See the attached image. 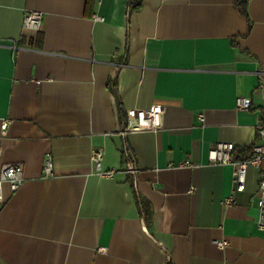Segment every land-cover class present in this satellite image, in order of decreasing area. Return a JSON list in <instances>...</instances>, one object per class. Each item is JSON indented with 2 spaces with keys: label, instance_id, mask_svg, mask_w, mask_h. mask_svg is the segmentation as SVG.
Wrapping results in <instances>:
<instances>
[{
  "label": "crops",
  "instance_id": "1",
  "mask_svg": "<svg viewBox=\"0 0 264 264\" xmlns=\"http://www.w3.org/2000/svg\"><path fill=\"white\" fill-rule=\"evenodd\" d=\"M129 1L92 0L87 16V0H0V169L24 167L16 193L3 185L0 264H264L260 169L235 193L233 167L208 160L264 124V0ZM28 11L43 14L37 33ZM154 105L160 129L123 131ZM187 159L198 167L166 168Z\"/></svg>",
  "mask_w": 264,
  "mask_h": 264
},
{
  "label": "built area",
  "instance_id": "2",
  "mask_svg": "<svg viewBox=\"0 0 264 264\" xmlns=\"http://www.w3.org/2000/svg\"><path fill=\"white\" fill-rule=\"evenodd\" d=\"M43 14L39 11H28L23 15L22 28L25 32H39L42 27ZM98 20L100 18L97 17ZM261 87H264V80L260 83ZM251 105V99L248 97H238L236 99V108L238 110H248ZM162 107L154 105L147 110L130 109L127 113L128 122L123 127V131H156L162 127ZM9 119H4L0 124V136L5 137L8 126L10 124ZM235 146L232 143H218L208 152V160L216 165H231L233 167V183L235 185L234 192L241 193L245 190L246 177L249 167L260 169L258 189H257V209L258 215L256 219L257 229L264 231V167H261L264 163V124L257 127V135L255 143L251 149V156L244 159H234ZM2 152V146L0 144V155ZM103 156V150L101 148L93 150L91 152V161L95 165H99ZM198 163L187 159L179 163H169L167 169H194L198 167ZM23 164L22 163H5L2 164L0 169V210L4 204L3 199V185L7 184L11 193H16L23 184ZM124 172L131 175L135 174V169L131 164H126ZM117 172L114 170L99 172L102 177H113ZM52 161L50 155H46L43 163V175L45 177L52 176ZM235 195H230L224 199L223 204L225 206H231L235 204ZM213 244L218 248H225L229 245L227 241H213ZM102 252L105 249H100Z\"/></svg>",
  "mask_w": 264,
  "mask_h": 264
},
{
  "label": "trees",
  "instance_id": "3",
  "mask_svg": "<svg viewBox=\"0 0 264 264\" xmlns=\"http://www.w3.org/2000/svg\"><path fill=\"white\" fill-rule=\"evenodd\" d=\"M91 2H92V0H87V8H86V15L87 16H90ZM141 5H142V0H130L129 1V10L131 12H137V11L140 10ZM108 87H109V89H111L113 91V93L115 92V84H112L111 81H109ZM125 125H126V121L122 117L121 118V126H125ZM252 146L253 145H250L248 147L239 148V149L238 148L237 149L235 148L234 155H236V154L239 153V154H243L244 155V156L242 155L243 157H240L239 159L248 158L252 154L251 153ZM142 203L143 202L141 200L138 201L139 208H141V210H144V207H143Z\"/></svg>",
  "mask_w": 264,
  "mask_h": 264
}]
</instances>
